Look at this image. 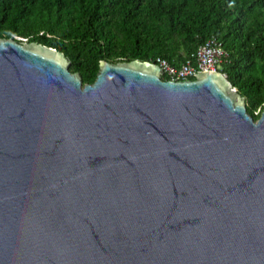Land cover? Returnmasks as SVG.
Returning a JSON list of instances; mask_svg holds the SVG:
<instances>
[{
	"label": "water",
	"instance_id": "obj_1",
	"mask_svg": "<svg viewBox=\"0 0 264 264\" xmlns=\"http://www.w3.org/2000/svg\"><path fill=\"white\" fill-rule=\"evenodd\" d=\"M161 74L0 39V264H264V108Z\"/></svg>",
	"mask_w": 264,
	"mask_h": 264
},
{
	"label": "trees",
	"instance_id": "obj_2",
	"mask_svg": "<svg viewBox=\"0 0 264 264\" xmlns=\"http://www.w3.org/2000/svg\"><path fill=\"white\" fill-rule=\"evenodd\" d=\"M11 37L55 49L82 84L100 61L178 69L212 38L246 113L255 121L264 108V0H0V39Z\"/></svg>",
	"mask_w": 264,
	"mask_h": 264
},
{
	"label": "built area",
	"instance_id": "obj_3",
	"mask_svg": "<svg viewBox=\"0 0 264 264\" xmlns=\"http://www.w3.org/2000/svg\"><path fill=\"white\" fill-rule=\"evenodd\" d=\"M226 56L221 43L215 39H208L197 48L193 55V62L186 60L178 69L168 65L164 60H156L162 74L170 77L169 81H186L196 73L217 70Z\"/></svg>",
	"mask_w": 264,
	"mask_h": 264
}]
</instances>
